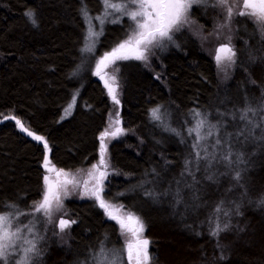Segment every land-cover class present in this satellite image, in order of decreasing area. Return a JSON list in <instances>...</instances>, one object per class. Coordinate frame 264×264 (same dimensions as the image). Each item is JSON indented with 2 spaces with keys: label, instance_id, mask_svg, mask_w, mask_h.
Instances as JSON below:
<instances>
[{
  "label": "trees",
  "instance_id": "1",
  "mask_svg": "<svg viewBox=\"0 0 264 264\" xmlns=\"http://www.w3.org/2000/svg\"><path fill=\"white\" fill-rule=\"evenodd\" d=\"M104 6L0 0V215L17 222L39 216L30 264H113L115 249L124 253L118 224L97 201L37 211L47 161L74 173L100 158L111 104L85 48L86 18ZM219 14L194 17L209 28ZM243 19L226 80L184 30L149 66L133 60L116 67L125 134L108 149L112 174L103 201L138 223L152 264H264V30ZM126 29L109 26L100 53L125 41ZM198 121L199 135L190 133ZM62 219L70 222L67 233L59 230ZM217 223L222 230L213 235ZM128 259L123 254L114 264Z\"/></svg>",
  "mask_w": 264,
  "mask_h": 264
},
{
  "label": "rangeland",
  "instance_id": "2",
  "mask_svg": "<svg viewBox=\"0 0 264 264\" xmlns=\"http://www.w3.org/2000/svg\"><path fill=\"white\" fill-rule=\"evenodd\" d=\"M111 3L116 5L127 4V9L118 10L104 6V9L99 16L95 18H86L87 37L85 49L88 51L87 53L89 55H93L97 60L95 66V74L97 77L102 75L103 81L105 83L106 93L111 104V112L107 118L105 128L100 138V158L99 161L91 168L87 170H80L74 173L65 170L49 169L50 163L49 161H47L45 165V167H47L45 176L43 178V191L40 202L43 201L47 189L49 188V186H51L59 196L58 204L55 200L52 201L51 209L55 212L58 211L66 201L71 199H78L82 201H97L99 203L101 202V200H103L105 183L112 174L109 166L108 149L112 143L121 140L125 134L120 120L121 91L116 73V67L118 66L119 62H133L134 60L140 61L144 65L149 66L150 61L153 58V53L155 54L156 50L161 53H165L168 47L172 45L177 46V37L180 32L184 30L187 31L193 38L197 39V41L201 44L203 51L209 57H211L218 66L220 78L226 80L232 74L235 55L231 60H228L227 56L229 54L218 52V50L222 46L226 45L231 48L232 52H234V46L236 45L235 28L239 23H243V25L245 24L243 19L244 16L237 15L238 11L244 10L242 8L234 7L231 18L229 19L226 8L219 5L218 0H193L191 7L185 14L184 19L169 33V36L171 37L170 39L168 37H165L163 39L158 38L152 44L147 45L146 47L143 45L141 46L140 50L143 51L145 59H136V53L134 50L125 49L122 52L123 54L121 55H128L129 58H114L112 61L107 63L102 71H100V66L102 65L101 61H104V58L106 56H108L109 58V54L113 52L112 51L110 53H106V51H104L103 53H100V51L98 50L99 43L105 35L107 28L109 26H127L126 31L129 35L126 40L132 37L135 29V22L126 13L128 11L136 10L137 5L129 3L128 0H118ZM232 3L233 0H229V4ZM219 11L221 12L220 14ZM195 12L199 16V18L203 19H206L208 17L212 19L213 17H218L219 14V19L217 18L216 20H211L209 28H207L204 23L200 22L194 17ZM216 12L218 14H215ZM245 17H249L254 23H257L254 17L247 15H245ZM125 41H123L122 43H124ZM127 51L129 52L127 53ZM218 54L222 57L221 62H217L216 60V56ZM113 97H115V99ZM117 101L119 102L117 103ZM105 132L109 133V135L103 136L102 140V135ZM45 177H47V181L45 180ZM65 181L70 182L65 183ZM103 210L111 220L118 224L120 231L122 232V239L125 243L124 253L122 252V250L119 251L118 249H115L111 256L112 258L109 260V263L112 262L114 264L115 262L120 261L123 257V254L127 259L128 245L132 244L133 257L131 259L129 258L128 262L130 264H136L135 246L137 245L138 241L144 240V237L141 235V229L139 228L138 223L134 219L129 220L128 217L131 215H129L122 207L112 206L108 207L107 209L103 208ZM41 213L43 214L45 213V211L43 209L39 210L38 214ZM6 216L9 217L11 232H15L18 227L22 229V231L18 233V239L16 237H13L15 247L9 249L8 264H17V262L21 261L25 256L24 249L31 246L26 241H32L34 243L35 239L37 238V224L39 216L26 218L22 222H17L16 218L13 215ZM62 220L68 221L67 219ZM62 220H59V230L63 233H67L70 227V222L68 221V225L63 227L62 229L60 224ZM121 221H123L124 224L128 225V227H123ZM129 228L135 229V232L130 231ZM150 245L151 244L148 242L147 253L149 259L147 261V264H152V253L150 250ZM29 254L30 252L27 253L28 257ZM0 264H3V261H0Z\"/></svg>",
  "mask_w": 264,
  "mask_h": 264
},
{
  "label": "snow or ice",
  "instance_id": "3",
  "mask_svg": "<svg viewBox=\"0 0 264 264\" xmlns=\"http://www.w3.org/2000/svg\"><path fill=\"white\" fill-rule=\"evenodd\" d=\"M129 3L137 5V9L134 11H128L126 14L130 16V18L135 22V29L133 32L132 37L126 40L124 43L120 44L116 49L113 50L109 56L113 58H129L128 55H119L125 49L134 50L135 51V58L136 59H145L143 51H141V46H147L152 44L155 40L163 39L165 37L171 38L169 33L175 28L181 21L184 19L186 12L191 7L193 0H128ZM219 5L226 8L228 13V18H231L233 8H242L243 11H238L237 15L241 16H252L255 18L256 22L259 23L264 30V0H233L232 4H229V0H218ZM104 4L106 7H111L113 9L118 10H126L127 4L116 5L111 3V0H104ZM84 14L87 16V10L83 9ZM26 15L31 19L33 24L36 23L34 19V12L29 10ZM95 34V33H92ZM90 50V49H88ZM218 52L221 53H228L227 56L228 60H231L232 57L235 55L232 52L231 48L228 46H222ZM104 59H108L106 56ZM217 62L222 61V57L218 54L216 56ZM104 61L102 60L101 63ZM99 67V65H98ZM115 99V97H113ZM119 101H117L118 103ZM71 107V105L69 106ZM247 111H251L248 109ZM158 110H153V115L155 116ZM197 115H199L197 113ZM159 118V117H157ZM242 120L246 119V112L244 115L240 117ZM13 119H15L13 117ZM19 124L20 122L17 121ZM203 121H198L197 129H191L192 131H197V135H199L198 129L203 126ZM23 128V125H21ZM27 131V129H24ZM32 135V133H28ZM211 134V133H209ZM109 135V133L105 132L103 136ZM114 135V133H113ZM37 140H43L42 137H35ZM219 143V140H217ZM45 147H47V143L45 142ZM193 147H196L194 144ZM199 155V153H197ZM47 181V177H45ZM70 181H65L68 183ZM99 198V197H98ZM55 200L57 204L59 203V196L53 190L51 186L47 189V192L44 196L42 202L37 205V211L43 209L45 214H48L49 210L52 206V201ZM264 202V201H262ZM100 207L107 209L108 205L101 200ZM115 218V217H113ZM129 220L133 219L131 216L128 217ZM138 221V218H136ZM68 221H61V228L68 225ZM123 227H128V225L124 224L121 221ZM26 227V226H25ZM142 227V226H141ZM227 225H225V228ZM11 224L9 223V217L6 215H0V261H3V264H8V257H9V249L15 247L13 237L19 238L18 233L22 231L21 228H17L15 232H11ZM130 231L135 232V229L129 228ZM220 225L216 224V230L213 232V235L218 234L221 231ZM31 246L29 248L24 249L25 256L21 261H18L17 264H30L28 259L27 253L32 252L35 250V244L32 241H26ZM147 240L138 241L137 245L135 246V259L136 264H147L149 259L147 253ZM128 256L131 259L133 257V245H128ZM98 264H104L103 260H99Z\"/></svg>",
  "mask_w": 264,
  "mask_h": 264
},
{
  "label": "water",
  "instance_id": "4",
  "mask_svg": "<svg viewBox=\"0 0 264 264\" xmlns=\"http://www.w3.org/2000/svg\"><path fill=\"white\" fill-rule=\"evenodd\" d=\"M129 51H127V53H128ZM122 53V52H121ZM120 53V54H121ZM119 54V55H120ZM114 58L113 57H109L108 59H106L105 61H104V63L102 64V66H101V68H100V71H102L103 69H104V67H105V65H106V63L108 62V61H112ZM99 80L103 83V85L105 86V83H104V81H103V77H102V75H100L99 76ZM20 126V125H19ZM49 154V151H47V155ZM51 168V167H50ZM57 174H58V172H57Z\"/></svg>",
  "mask_w": 264,
  "mask_h": 264
},
{
  "label": "flooded vegetation",
  "instance_id": "5",
  "mask_svg": "<svg viewBox=\"0 0 264 264\" xmlns=\"http://www.w3.org/2000/svg\"><path fill=\"white\" fill-rule=\"evenodd\" d=\"M51 169V168H50Z\"/></svg>",
  "mask_w": 264,
  "mask_h": 264
}]
</instances>
